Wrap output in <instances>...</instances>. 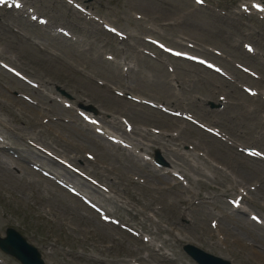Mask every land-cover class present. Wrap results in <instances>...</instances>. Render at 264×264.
<instances>
[{
  "label": "rangeland",
  "instance_id": "1",
  "mask_svg": "<svg viewBox=\"0 0 264 264\" xmlns=\"http://www.w3.org/2000/svg\"><path fill=\"white\" fill-rule=\"evenodd\" d=\"M27 1L50 17L55 24L70 27L77 38L54 39L47 29L31 25L15 13L0 10V44L6 48L5 55L9 61L44 84L47 94L41 95L40 102L52 109L48 116H61L63 121L71 118V112L64 110L50 95L59 94L55 86L60 85L75 99L81 95L92 96L95 104L104 106L109 112L124 114V110L128 111L127 115L139 129L143 124L162 127L168 132L182 127L180 140L199 144L208 152L209 159L226 164L224 167L215 163L222 166L229 177H248V171L262 169L260 176L248 177L247 184H255L262 178L264 169L256 162L244 158L236 150L198 129L180 126L176 121L167 120L157 111L136 104L132 107L118 104L114 101V95L98 86L94 79L104 80L111 88H127L138 95L177 107H187L207 123L215 124L220 121V125L235 140L245 145L264 148V102L244 95L225 84L219 77L188 63L174 65L177 74L172 76L160 61L148 55H144L147 59H143L138 52V47L142 45L140 35L146 32L159 35L174 44L184 37L197 41L201 51L207 45L224 51L225 57L219 60L231 69H234L233 61L237 59L251 62L264 74V61L261 58L247 59L240 46L243 40L251 41L264 55V23L241 18L234 13L220 15L209 8L195 7L191 0H86L106 20L135 34L131 41L120 42L88 25L78 13L70 12L66 6L55 0ZM232 1L221 0L227 5ZM135 12L141 13L144 20H135ZM167 21L172 24L166 25ZM147 25H152L153 29L150 30ZM14 29H19L23 35ZM125 50L130 51L126 59H134V69H139L140 72L133 74L131 79L125 77L121 80L118 73L123 72L119 67L114 68L108 64L104 54L110 52L118 60V56ZM237 78H240L239 75ZM259 83L264 85V82ZM21 84L0 69V118L8 126L26 135L34 132L40 125V142L51 144L53 141V146L60 155L86 160L89 171L99 176L118 194L113 199L114 203L108 202V207L125 220L135 224L145 222L146 229L153 228L157 223L160 232L155 238L170 248L174 247L173 258L186 257L181 249L184 240L198 244L212 253L225 255L221 246L214 244L217 237L212 235L209 225L213 216L207 214L208 208L203 205L206 202L213 203V209L230 210L226 196L235 194L227 193L223 196L220 186L213 180L215 177L223 179V173L211 170L199 159L202 168L211 170L213 177H201L193 173L202 180L199 183L194 182L191 190L195 187L200 192L189 201L186 200L188 193H185L182 201L179 188L168 184L170 180L164 181L157 174L147 172L128 153L114 146H105L104 151H100L95 145L92 133L86 130L80 120L64 121L61 125L55 122L43 124L38 114L40 109L14 95L16 90H24ZM219 94H227L231 102L222 114H216L212 110V104L216 102ZM0 129L6 130L2 126ZM57 132L59 137L56 136ZM258 135H262L263 139H257ZM140 139V136H136L135 141ZM12 141L16 150L21 151L24 140L14 137ZM86 150L95 153L98 161L109 166L111 170L87 161ZM148 150L164 158L160 149ZM20 166L22 167V163ZM185 170L188 168L185 167ZM135 176L145 179L146 183L141 184ZM210 196L213 197L212 202L207 199ZM126 199L131 201L128 205L125 204ZM251 205L253 209L264 210L262 199L254 200ZM131 209L133 213L130 212ZM154 209L159 212H153ZM134 213H137L135 219ZM236 224L241 228L240 231L237 229L239 235L249 229L246 221ZM10 226L17 228L41 250L50 247L46 258L51 264H100L96 259L114 260V264H129L130 258L146 259L149 264H172L158 261L157 259L162 258L158 256L157 259L152 257L151 261V252L144 248L142 242L119 228L103 223L79 199L40 173L31 168L14 172L8 165H5V169L0 165V233L4 235L6 228ZM174 227H178L184 238L180 243L174 239ZM259 252L264 255V247ZM231 256L236 264H264L260 254H248L240 249L232 251ZM3 258L8 264H15V261L12 262L4 256ZM127 258V261H123ZM185 260L179 264H187Z\"/></svg>",
  "mask_w": 264,
  "mask_h": 264
},
{
  "label": "bare ground",
  "instance_id": "2",
  "mask_svg": "<svg viewBox=\"0 0 264 264\" xmlns=\"http://www.w3.org/2000/svg\"><path fill=\"white\" fill-rule=\"evenodd\" d=\"M172 139V141L173 140H175V139H173V138H171ZM156 143H159L157 140H154ZM100 148H101V146L100 145H98ZM26 149H27V153H28V155H30V154H32V153H35L33 150H31V149H29V148H27L26 147ZM4 157H6V158H8L9 159V157L7 156V155H3ZM46 163H48V164H50L52 167H54V168H60L63 172H65V173H68V174H70L67 170H65V169H62L57 163H55V162H53V161H51V160H49V159H47V161H46ZM4 164V161L3 160H0V165H3ZM71 175V174H70ZM232 238H229V237H226V241H228V242H232ZM236 243H239L240 241H235ZM240 245V244H239Z\"/></svg>",
  "mask_w": 264,
  "mask_h": 264
},
{
  "label": "snow or ice",
  "instance_id": "3",
  "mask_svg": "<svg viewBox=\"0 0 264 264\" xmlns=\"http://www.w3.org/2000/svg\"><path fill=\"white\" fill-rule=\"evenodd\" d=\"M201 2H202V0H201Z\"/></svg>",
  "mask_w": 264,
  "mask_h": 264
}]
</instances>
